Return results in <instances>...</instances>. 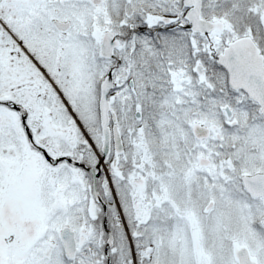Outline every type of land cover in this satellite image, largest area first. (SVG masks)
Here are the masks:
<instances>
[{"label":"snow or ice","instance_id":"snow-or-ice-1","mask_svg":"<svg viewBox=\"0 0 264 264\" xmlns=\"http://www.w3.org/2000/svg\"><path fill=\"white\" fill-rule=\"evenodd\" d=\"M0 264H264V0H0Z\"/></svg>","mask_w":264,"mask_h":264}]
</instances>
